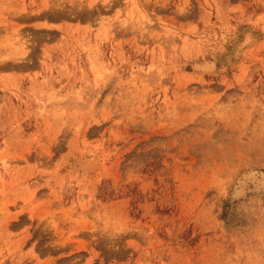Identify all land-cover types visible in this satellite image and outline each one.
I'll list each match as a JSON object with an SVG mask.
<instances>
[{"label": "rangeland", "instance_id": "obj_1", "mask_svg": "<svg viewBox=\"0 0 264 264\" xmlns=\"http://www.w3.org/2000/svg\"><path fill=\"white\" fill-rule=\"evenodd\" d=\"M0 264H264V0H0Z\"/></svg>", "mask_w": 264, "mask_h": 264}, {"label": "bare ground", "instance_id": "obj_2", "mask_svg": "<svg viewBox=\"0 0 264 264\" xmlns=\"http://www.w3.org/2000/svg\"><path fill=\"white\" fill-rule=\"evenodd\" d=\"M80 164H81V163H80ZM81 165H82V164H81ZM81 165H80V166H81ZM83 165H86V164L83 163ZM86 166H87V165H86ZM83 167H85V166H83ZM78 169H80V168L78 167ZM81 169H82V167H81ZM83 169H84V168H83Z\"/></svg>", "mask_w": 264, "mask_h": 264}]
</instances>
